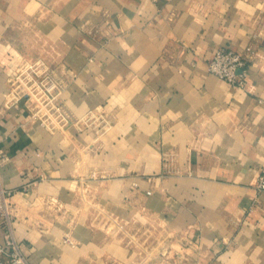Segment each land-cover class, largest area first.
I'll use <instances>...</instances> for the list:
<instances>
[{
	"label": "crops",
	"instance_id": "obj_1",
	"mask_svg": "<svg viewBox=\"0 0 264 264\" xmlns=\"http://www.w3.org/2000/svg\"><path fill=\"white\" fill-rule=\"evenodd\" d=\"M220 46L244 87L208 71ZM24 67L61 85L62 127L15 95ZM0 153V241L30 264H137L104 211L174 235L181 264H264V0H0Z\"/></svg>",
	"mask_w": 264,
	"mask_h": 264
},
{
	"label": "built area",
	"instance_id": "obj_2",
	"mask_svg": "<svg viewBox=\"0 0 264 264\" xmlns=\"http://www.w3.org/2000/svg\"><path fill=\"white\" fill-rule=\"evenodd\" d=\"M250 47L247 48L249 52ZM247 55L236 52L226 46L218 47L211 60L207 64L208 71L234 86L244 87L246 84L248 61ZM39 77H42L39 79ZM15 95L26 98L31 109V118L37 119L42 125L49 129L62 127L69 117V112L58 102L60 84L45 69L35 71L31 67H24L18 72L13 82ZM60 125V126H59ZM0 177L5 157L0 153ZM255 187L258 191L264 192V165L255 180ZM15 191L3 187L0 179V216L9 218L13 213V196ZM150 193V191H148ZM53 202L58 206L63 204L55 199ZM106 217L109 222H105ZM105 228H112L116 234H128L127 241H133V234H130L129 227L132 222L124 220L109 212H103L97 219ZM0 264H30L22 254L18 243L14 239L0 241Z\"/></svg>",
	"mask_w": 264,
	"mask_h": 264
},
{
	"label": "rangeland",
	"instance_id": "obj_3",
	"mask_svg": "<svg viewBox=\"0 0 264 264\" xmlns=\"http://www.w3.org/2000/svg\"><path fill=\"white\" fill-rule=\"evenodd\" d=\"M40 56L44 59L46 57L44 54ZM41 78L39 77V79ZM103 220L109 222L106 221V217ZM128 232L133 234L134 243L141 245L137 264H181V257L177 258L175 249L167 243L175 238L174 235H168L162 227L151 226L149 223L132 222ZM124 237L128 239V234H125ZM184 253L186 254V252Z\"/></svg>",
	"mask_w": 264,
	"mask_h": 264
}]
</instances>
